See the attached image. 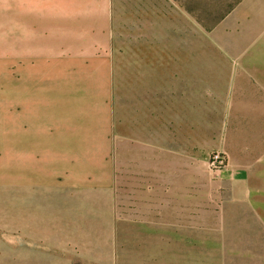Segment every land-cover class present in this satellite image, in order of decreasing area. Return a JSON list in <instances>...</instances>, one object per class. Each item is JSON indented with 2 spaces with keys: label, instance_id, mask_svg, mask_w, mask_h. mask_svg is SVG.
<instances>
[{
  "label": "rangeland",
  "instance_id": "obj_1",
  "mask_svg": "<svg viewBox=\"0 0 264 264\" xmlns=\"http://www.w3.org/2000/svg\"><path fill=\"white\" fill-rule=\"evenodd\" d=\"M114 2L0 16V264H264L263 14Z\"/></svg>",
  "mask_w": 264,
  "mask_h": 264
},
{
  "label": "crops",
  "instance_id": "obj_2",
  "mask_svg": "<svg viewBox=\"0 0 264 264\" xmlns=\"http://www.w3.org/2000/svg\"><path fill=\"white\" fill-rule=\"evenodd\" d=\"M114 6V0H0V16L27 17V20L22 19L21 24L33 27L25 30L111 31ZM253 9L264 16V0H253ZM42 16L48 17V22H37L30 18ZM257 21L259 25H264V20ZM37 25H48V28L38 29L35 27ZM261 46H264V42ZM256 60L260 68L259 83L264 86V57ZM178 76L177 79L181 80ZM190 99L189 96L183 99L178 97V104L182 100L189 103Z\"/></svg>",
  "mask_w": 264,
  "mask_h": 264
},
{
  "label": "built area",
  "instance_id": "obj_3",
  "mask_svg": "<svg viewBox=\"0 0 264 264\" xmlns=\"http://www.w3.org/2000/svg\"><path fill=\"white\" fill-rule=\"evenodd\" d=\"M214 160L216 161V163L218 164L219 167H222V163L224 162L223 159L220 157L219 154H215L214 155Z\"/></svg>",
  "mask_w": 264,
  "mask_h": 264
}]
</instances>
